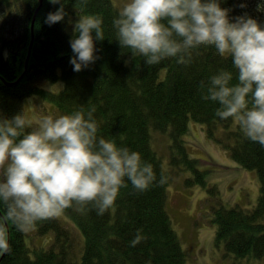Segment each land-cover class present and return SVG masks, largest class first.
Instances as JSON below:
<instances>
[{"label": "trees", "instance_id": "trees-1", "mask_svg": "<svg viewBox=\"0 0 264 264\" xmlns=\"http://www.w3.org/2000/svg\"><path fill=\"white\" fill-rule=\"evenodd\" d=\"M62 2L67 15L62 22L49 26L46 17L60 4L0 0V113L8 118L20 113L23 98L31 95L51 103L56 111L53 117L81 107L95 108L100 135L139 152L153 165L158 178L163 173L168 180L164 186H153L144 193H136L129 184L121 190L115 207L103 216L95 210L79 211L76 206L67 209L59 218L38 223L30 243L25 233L9 224L13 251L0 257V264H186V251L165 209L171 175L151 147V125L168 136L171 161L192 170L185 183H197L214 196L207 197L211 201L209 222L214 227V244L222 249V255L233 264H264V147L247 140L233 119H219L215 115L217 105L203 99L200 89L201 81L221 69L231 71L236 82L230 57H221L209 47L193 51L187 65L168 59L145 67L142 57L131 60L129 50L120 48L113 27L120 10L111 0H88L83 9L76 0ZM241 4L246 7L241 8ZM258 4L264 0H223L221 6L232 10L230 16L247 13L264 25V12L257 11ZM39 5L32 32V18ZM85 14L102 17L105 39L96 42L100 59L77 73L70 64L73 52L69 41L74 24ZM43 82H61L62 89L47 90L42 88ZM190 120L202 122L209 137H214L220 127L230 158L256 172L259 195L253 206L228 207L219 198L215 184L212 191L207 188L206 171L196 168L199 160L190 157L185 148L183 136ZM64 218L81 233V250L75 247L77 232ZM137 230H142L146 239L132 247ZM49 234L48 245H33L37 237Z\"/></svg>", "mask_w": 264, "mask_h": 264}, {"label": "clouds", "instance_id": "clouds-1", "mask_svg": "<svg viewBox=\"0 0 264 264\" xmlns=\"http://www.w3.org/2000/svg\"><path fill=\"white\" fill-rule=\"evenodd\" d=\"M49 13V26L67 15L62 0ZM88 0H76L78 7ZM223 0H126L113 20L117 42L128 49L130 59L143 58L145 67L175 59L191 63L193 51L214 48L230 57L236 70H219L201 81L203 99L217 105L215 115L233 119L244 137L264 147V25L245 13L230 16ZM246 7L245 4L240 5ZM264 12V4L257 5ZM103 19L85 14L73 26L69 41L70 64L81 72L94 64L96 42L105 39ZM95 108L53 117L31 119L23 109L11 118L0 113V257L12 254L9 224L22 233L40 222L59 218L67 209L95 210L103 216L113 209L122 189L129 184L136 193L164 186L168 178L157 177L153 165L139 152L118 145L115 138L99 134ZM32 130L27 131L26 129ZM137 230L130 246L146 237Z\"/></svg>", "mask_w": 264, "mask_h": 264}, {"label": "rangeland", "instance_id": "rangeland-1", "mask_svg": "<svg viewBox=\"0 0 264 264\" xmlns=\"http://www.w3.org/2000/svg\"><path fill=\"white\" fill-rule=\"evenodd\" d=\"M125 2L126 0H111L113 6L119 10ZM41 86L50 91L62 89L61 82L56 85L43 82ZM51 105L37 95L23 98V108L29 119L33 115L38 117L53 116L56 111ZM152 127L151 125V147L160 156L162 168L171 175L170 184L167 186L165 209L173 228L177 231L179 242L186 251V264H233L230 258L222 255V249L217 248L214 244V227L209 222L211 201L207 199L209 195L212 198L214 196L197 183L192 185L185 183V179L193 175L192 170L183 168L182 163L175 164L171 161L168 136ZM207 135V129L202 122L190 120L183 136L188 155L199 160L196 168L206 171L204 179L207 188L212 191L215 184L220 193L219 198L228 207L232 205L253 206L259 195L256 172L244 169L230 158L229 150L224 147V138L220 127L214 131V137ZM64 222L77 232L75 247L78 248L79 242L83 241L82 236L80 237L81 233H78V229L72 226L69 219L64 218ZM33 233L34 231H29L26 234L29 243ZM50 238H52L51 234L42 238L37 237L36 244L33 245L46 246L50 243ZM72 253H74L73 250ZM238 264L249 263L243 261Z\"/></svg>", "mask_w": 264, "mask_h": 264}, {"label": "water", "instance_id": "water-1", "mask_svg": "<svg viewBox=\"0 0 264 264\" xmlns=\"http://www.w3.org/2000/svg\"><path fill=\"white\" fill-rule=\"evenodd\" d=\"M39 2L41 3V0H39ZM39 8H40V5L36 8V13L38 12ZM32 19H33V20H32L31 29H32V32H33V22H34L35 16H34ZM31 43H32V42H31ZM25 64H27V63H25Z\"/></svg>", "mask_w": 264, "mask_h": 264}]
</instances>
